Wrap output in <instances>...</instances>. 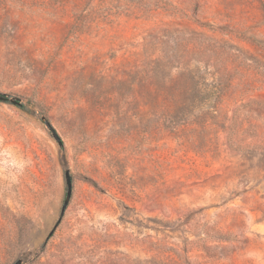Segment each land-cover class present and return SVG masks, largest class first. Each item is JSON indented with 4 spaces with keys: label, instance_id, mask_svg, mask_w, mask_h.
Returning a JSON list of instances; mask_svg holds the SVG:
<instances>
[{
    "label": "rangeland",
    "instance_id": "rangeland-1",
    "mask_svg": "<svg viewBox=\"0 0 264 264\" xmlns=\"http://www.w3.org/2000/svg\"><path fill=\"white\" fill-rule=\"evenodd\" d=\"M0 96V264H264V0H0Z\"/></svg>",
    "mask_w": 264,
    "mask_h": 264
},
{
    "label": "water",
    "instance_id": "water-1",
    "mask_svg": "<svg viewBox=\"0 0 264 264\" xmlns=\"http://www.w3.org/2000/svg\"><path fill=\"white\" fill-rule=\"evenodd\" d=\"M0 100H7V97L0 96ZM8 100L10 102H12V103L18 104L17 100H15V99H8ZM65 182H66L65 183V185H66V195H65L64 203L62 205L59 218H58L57 222L55 223V225L53 226L52 230L49 232L48 237L51 236L52 232L54 231V229L57 227L58 223L60 222V220H61V218L63 216L64 210H65V208H66V206L68 204L70 195H71V180H70V177L67 174H66ZM15 264H22V261L18 260V261L15 262Z\"/></svg>",
    "mask_w": 264,
    "mask_h": 264
},
{
    "label": "trees",
    "instance_id": "trees-1",
    "mask_svg": "<svg viewBox=\"0 0 264 264\" xmlns=\"http://www.w3.org/2000/svg\"><path fill=\"white\" fill-rule=\"evenodd\" d=\"M18 106H20L21 108H24V106L22 104H18Z\"/></svg>",
    "mask_w": 264,
    "mask_h": 264
}]
</instances>
